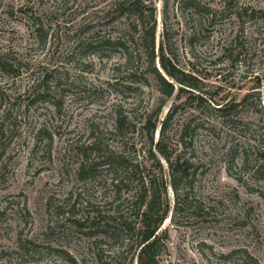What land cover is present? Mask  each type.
<instances>
[{"label":"rangeland","instance_id":"obj_1","mask_svg":"<svg viewBox=\"0 0 264 264\" xmlns=\"http://www.w3.org/2000/svg\"><path fill=\"white\" fill-rule=\"evenodd\" d=\"M111 1L0 0V264H137L110 228L153 175L158 264H264V0H143L168 96Z\"/></svg>","mask_w":264,"mask_h":264},{"label":"trees","instance_id":"obj_2","mask_svg":"<svg viewBox=\"0 0 264 264\" xmlns=\"http://www.w3.org/2000/svg\"><path fill=\"white\" fill-rule=\"evenodd\" d=\"M144 1L112 0L109 3L107 12L118 13L120 16H126L128 19L132 16H137V18L140 19L142 29L139 34V41L143 44L149 66L153 68L154 78L162 85L163 92L168 96L172 94L173 87L171 83L165 81L160 73L154 69V24L147 28V16L143 13L146 7L141 3ZM130 25L131 24L128 26ZM132 25L131 27L135 29L136 26L134 25L135 27H133ZM162 54L163 53H161L158 59L159 66L165 75L180 85L194 89V85L188 81V79L192 78L183 71H180L171 61L170 57L166 58ZM132 60L133 58L130 57L128 62ZM167 120L168 118L161 124L159 140L157 141V150L163 159L168 162V166L171 170V183L169 184L176 192L175 181L180 180L184 176L188 164L184 160L180 162V159L177 157L170 161L171 155L166 153L165 146H162ZM154 128L155 126L152 124L148 127V130L152 131ZM137 168L138 166L136 165L133 166L132 169L137 171ZM139 182L140 185L138 184V187L140 188L138 194H136V198H134L135 201H130L132 210L130 211L135 221H129L128 223L122 222L119 224L118 229H116L115 226H112L110 229L125 236L124 242H126V244L128 243V245L130 242L135 241V246L138 249L136 255L137 264H158V255L163 244L161 242L163 241V236L159 234L158 229L167 213L163 198L165 184L161 176L157 177L155 175L140 178Z\"/></svg>","mask_w":264,"mask_h":264}]
</instances>
